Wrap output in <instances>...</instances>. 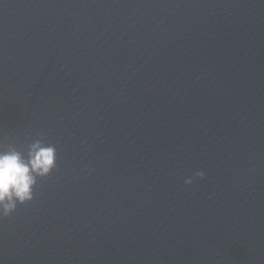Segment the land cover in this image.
Listing matches in <instances>:
<instances>
[{
	"label": "clouds",
	"instance_id": "1",
	"mask_svg": "<svg viewBox=\"0 0 264 264\" xmlns=\"http://www.w3.org/2000/svg\"><path fill=\"white\" fill-rule=\"evenodd\" d=\"M57 150L54 145L45 144L43 137L28 145L27 152L8 144L0 150V216L8 217L17 205L29 203L34 198L38 178L43 179L57 169ZM195 178L202 179L198 171ZM192 184L193 179L185 180Z\"/></svg>",
	"mask_w": 264,
	"mask_h": 264
}]
</instances>
